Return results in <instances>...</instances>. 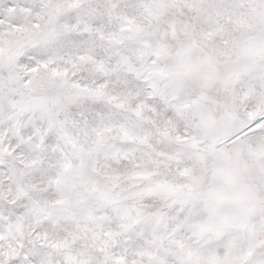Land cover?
Returning a JSON list of instances; mask_svg holds the SVG:
<instances>
[{
  "label": "snow or ice",
  "instance_id": "1",
  "mask_svg": "<svg viewBox=\"0 0 264 264\" xmlns=\"http://www.w3.org/2000/svg\"><path fill=\"white\" fill-rule=\"evenodd\" d=\"M0 264H264V0H0Z\"/></svg>",
  "mask_w": 264,
  "mask_h": 264
}]
</instances>
